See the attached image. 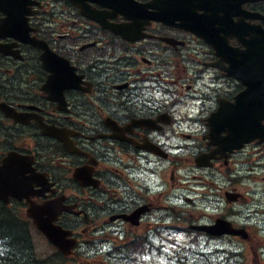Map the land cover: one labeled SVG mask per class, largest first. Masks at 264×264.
<instances>
[{
	"label": "flooded vegetation",
	"instance_id": "af4514ba",
	"mask_svg": "<svg viewBox=\"0 0 264 264\" xmlns=\"http://www.w3.org/2000/svg\"><path fill=\"white\" fill-rule=\"evenodd\" d=\"M255 27L264 0H0V220L21 226L30 250L27 198L59 211L76 243L64 264H155L161 234L217 217L239 231L211 237L264 250L263 134L230 141L222 126L212 143L209 127L215 112L234 119L245 88L239 53L220 46L244 48ZM17 169L34 175L21 199L9 194ZM191 234L184 252L207 233ZM217 253L201 264H230Z\"/></svg>",
	"mask_w": 264,
	"mask_h": 264
},
{
	"label": "trees",
	"instance_id": "16d2710c",
	"mask_svg": "<svg viewBox=\"0 0 264 264\" xmlns=\"http://www.w3.org/2000/svg\"><path fill=\"white\" fill-rule=\"evenodd\" d=\"M0 229L4 231L3 238L6 241L10 239L8 247L11 251L7 259L0 260V264H40L35 259L33 250L28 249L26 235L21 226L8 220H0Z\"/></svg>",
	"mask_w": 264,
	"mask_h": 264
},
{
	"label": "rangeland",
	"instance_id": "374dc122",
	"mask_svg": "<svg viewBox=\"0 0 264 264\" xmlns=\"http://www.w3.org/2000/svg\"><path fill=\"white\" fill-rule=\"evenodd\" d=\"M185 157V156H183ZM183 161V160H182ZM181 161V162H182ZM163 167V165L161 166ZM160 167V168H161ZM184 168V166H181V169L180 171H182ZM160 177L161 179H163V183H166L167 185L168 184H171V180L169 178V165L165 168V169H160ZM176 190V189H175ZM172 193V190H170V195ZM163 198V196H162ZM161 198V199H162ZM198 211V210H197ZM193 213H194V210H193ZM187 235V234H186ZM190 235H195V234H191ZM189 235V236H190ZM196 236V235H195ZM31 237H32V242H33V245H34V249H35V254H37L38 257L40 258H46L47 256L51 255L52 254V250H50L48 248V245L45 243V241L42 239V237L36 233L35 230L32 229L31 231ZM180 237V236H179ZM181 239L184 238V236L181 235ZM186 237V236H185ZM180 239V238H179ZM221 245V242H214V241H205L204 239L200 241V243L198 245H194V244H191L190 243V246H191V251H183V253H187L188 256H189V261H188V264H199L200 262L204 261L203 258H197V261H195L193 259V252H194V249H199V250H209L211 248H214V247H218ZM102 259H104V257H102ZM56 263V261H54ZM102 262V261H101ZM65 262L61 261L59 264H64ZM102 264H104V262H102ZM157 264H164L163 263V259H161L160 261H158Z\"/></svg>",
	"mask_w": 264,
	"mask_h": 264
},
{
	"label": "water",
	"instance_id": "95a60500",
	"mask_svg": "<svg viewBox=\"0 0 264 264\" xmlns=\"http://www.w3.org/2000/svg\"><path fill=\"white\" fill-rule=\"evenodd\" d=\"M260 46L263 49L264 43L260 44ZM261 77L263 78V76H261ZM245 118L248 120V122L251 125H253V126L258 125L257 122H258L259 118L255 119L254 114L247 115ZM239 124H240V128L238 129V127L235 125L234 130L239 131V130L244 129L242 124L248 125V123L245 121H240ZM30 208L31 209L29 210V213L32 217L33 223L39 229H41L49 237V239L52 242L59 245L60 241H61V234H60L61 232L57 228L52 227V225H51L52 220H53L52 218H43L42 217L43 213H46V212L49 213L50 211L41 210L40 208L35 207L33 204H31Z\"/></svg>",
	"mask_w": 264,
	"mask_h": 264
},
{
	"label": "bare ground",
	"instance_id": "6f19581e",
	"mask_svg": "<svg viewBox=\"0 0 264 264\" xmlns=\"http://www.w3.org/2000/svg\"><path fill=\"white\" fill-rule=\"evenodd\" d=\"M96 194V193H95Z\"/></svg>",
	"mask_w": 264,
	"mask_h": 264
}]
</instances>
